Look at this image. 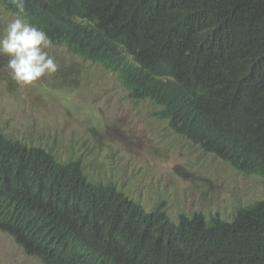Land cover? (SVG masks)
I'll list each match as a JSON object with an SVG mask.
<instances>
[{
    "label": "trees",
    "instance_id": "trees-1",
    "mask_svg": "<svg viewBox=\"0 0 264 264\" xmlns=\"http://www.w3.org/2000/svg\"><path fill=\"white\" fill-rule=\"evenodd\" d=\"M0 8L113 73L134 100L264 184V0H12ZM0 230L44 264H264V198L218 213L146 210L78 160L0 131Z\"/></svg>",
    "mask_w": 264,
    "mask_h": 264
},
{
    "label": "rangeland",
    "instance_id": "rangeland-1",
    "mask_svg": "<svg viewBox=\"0 0 264 264\" xmlns=\"http://www.w3.org/2000/svg\"><path fill=\"white\" fill-rule=\"evenodd\" d=\"M15 15L0 8V30ZM56 73L30 85L3 71L0 56V131L39 146L59 161L78 160L87 178L111 182L150 210L160 201L172 220L180 212L218 213L264 198L257 175H244L197 143L175 133L149 99L134 100L113 73L69 53L47 49ZM0 264H44L0 230Z\"/></svg>",
    "mask_w": 264,
    "mask_h": 264
},
{
    "label": "clouds",
    "instance_id": "clouds-1",
    "mask_svg": "<svg viewBox=\"0 0 264 264\" xmlns=\"http://www.w3.org/2000/svg\"><path fill=\"white\" fill-rule=\"evenodd\" d=\"M22 12L24 0H12ZM51 40L44 30L15 15L0 30V56L6 58L3 71L18 84L30 85L57 72L58 64L47 51Z\"/></svg>",
    "mask_w": 264,
    "mask_h": 264
}]
</instances>
